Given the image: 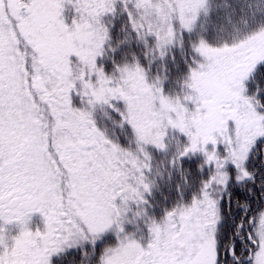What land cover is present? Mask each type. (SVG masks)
<instances>
[{
	"label": "snow or ice",
	"instance_id": "1",
	"mask_svg": "<svg viewBox=\"0 0 264 264\" xmlns=\"http://www.w3.org/2000/svg\"><path fill=\"white\" fill-rule=\"evenodd\" d=\"M0 264H264V0H0Z\"/></svg>",
	"mask_w": 264,
	"mask_h": 264
}]
</instances>
